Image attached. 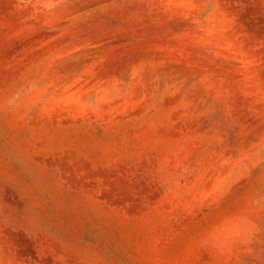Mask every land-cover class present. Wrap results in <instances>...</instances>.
I'll return each mask as SVG.
<instances>
[{"label":"rangeland","instance_id":"374dc122","mask_svg":"<svg viewBox=\"0 0 264 264\" xmlns=\"http://www.w3.org/2000/svg\"><path fill=\"white\" fill-rule=\"evenodd\" d=\"M0 264H264V0H0Z\"/></svg>","mask_w":264,"mask_h":264}]
</instances>
